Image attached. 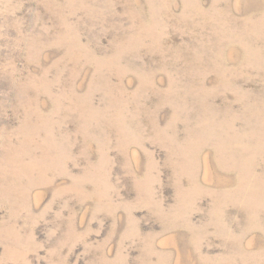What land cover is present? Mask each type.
<instances>
[{
  "label": "rangeland",
  "instance_id": "1",
  "mask_svg": "<svg viewBox=\"0 0 264 264\" xmlns=\"http://www.w3.org/2000/svg\"><path fill=\"white\" fill-rule=\"evenodd\" d=\"M0 264H264V0H0Z\"/></svg>",
  "mask_w": 264,
  "mask_h": 264
}]
</instances>
